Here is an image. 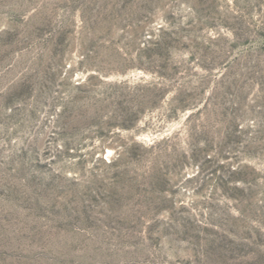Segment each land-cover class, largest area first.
<instances>
[{
  "label": "rangeland",
  "instance_id": "1",
  "mask_svg": "<svg viewBox=\"0 0 264 264\" xmlns=\"http://www.w3.org/2000/svg\"><path fill=\"white\" fill-rule=\"evenodd\" d=\"M0 264H264V0H0Z\"/></svg>",
  "mask_w": 264,
  "mask_h": 264
}]
</instances>
